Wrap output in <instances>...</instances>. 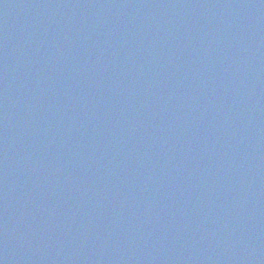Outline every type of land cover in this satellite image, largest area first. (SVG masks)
<instances>
[{
  "label": "water",
  "instance_id": "water-1",
  "mask_svg": "<svg viewBox=\"0 0 264 264\" xmlns=\"http://www.w3.org/2000/svg\"><path fill=\"white\" fill-rule=\"evenodd\" d=\"M0 264H264V0H0Z\"/></svg>",
  "mask_w": 264,
  "mask_h": 264
}]
</instances>
